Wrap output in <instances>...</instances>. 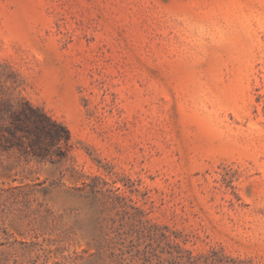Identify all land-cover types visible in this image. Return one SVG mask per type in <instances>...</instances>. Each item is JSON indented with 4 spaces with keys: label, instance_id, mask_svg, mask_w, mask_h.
I'll list each match as a JSON object with an SVG mask.
<instances>
[{
    "label": "rangeland",
    "instance_id": "obj_1",
    "mask_svg": "<svg viewBox=\"0 0 264 264\" xmlns=\"http://www.w3.org/2000/svg\"><path fill=\"white\" fill-rule=\"evenodd\" d=\"M0 264H264V0H0ZM27 112V111H26Z\"/></svg>",
    "mask_w": 264,
    "mask_h": 264
},
{
    "label": "trees",
    "instance_id": "obj_2",
    "mask_svg": "<svg viewBox=\"0 0 264 264\" xmlns=\"http://www.w3.org/2000/svg\"><path fill=\"white\" fill-rule=\"evenodd\" d=\"M23 108L0 134L4 150L17 149L21 155L43 159L52 148L69 141V132L61 123L27 103Z\"/></svg>",
    "mask_w": 264,
    "mask_h": 264
}]
</instances>
